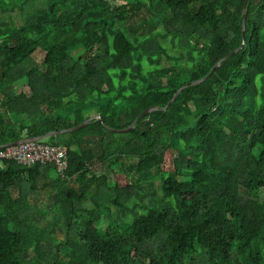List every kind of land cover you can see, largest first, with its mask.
Masks as SVG:
<instances>
[{
	"label": "trees",
	"instance_id": "16d2710c",
	"mask_svg": "<svg viewBox=\"0 0 264 264\" xmlns=\"http://www.w3.org/2000/svg\"><path fill=\"white\" fill-rule=\"evenodd\" d=\"M245 3L0 0V147L96 116L41 141L65 177L0 166V264H264V0L244 40Z\"/></svg>",
	"mask_w": 264,
	"mask_h": 264
},
{
	"label": "built area",
	"instance_id": "2783aa9c",
	"mask_svg": "<svg viewBox=\"0 0 264 264\" xmlns=\"http://www.w3.org/2000/svg\"><path fill=\"white\" fill-rule=\"evenodd\" d=\"M6 161H14L29 168L37 164H53L55 174L63 177L70 166L68 148L43 142H26L0 149V166Z\"/></svg>",
	"mask_w": 264,
	"mask_h": 264
},
{
	"label": "water",
	"instance_id": "95a60500",
	"mask_svg": "<svg viewBox=\"0 0 264 264\" xmlns=\"http://www.w3.org/2000/svg\"><path fill=\"white\" fill-rule=\"evenodd\" d=\"M249 3H250V0H246V3H245V9H244V13H243V39L245 40V26H246V17H248V6H249ZM239 50H236L235 52H233L232 54L230 55H227L225 57H223L219 63H217L213 69L210 71V73L204 78V79H201V80H197V81H194V82H190L188 83L187 85H185L184 87H182L181 89H179V91L175 94V96L173 97V99L171 100V103L170 105L173 103V101L177 98V96L186 88L190 87V86H193V85H196V84H199L201 83L202 81L210 78L213 73L215 72L216 68L222 63L224 62L225 60H227L230 56L234 55L235 53H237ZM158 108L157 107H153V108H150L148 109L147 111H145L137 120L136 122H138L139 119L145 117L146 115L148 114H151L152 112L156 111ZM96 119V116H93L91 117L88 121H86L84 124H82L81 126L79 127H75L73 129H69V130H61V131H55V132H51L49 134H47L46 136L44 137H40V138H37V139H25V140H22V141H18V142H15V143H11V144H8V145H5L4 147H0V149H3V148H7V147H10V146H13V145H19V144H22V143H26V142H41V141H44V140H47L53 136H56V135H61V134H64V133H68L70 131H78V130H81V129H84L86 128L88 125L91 124L92 121H94ZM136 123H134L131 127H129L128 129H123V130H119V129H113V131L117 132V133H127V132H130L134 129V126H135Z\"/></svg>",
	"mask_w": 264,
	"mask_h": 264
},
{
	"label": "rangeland",
	"instance_id": "374dc122",
	"mask_svg": "<svg viewBox=\"0 0 264 264\" xmlns=\"http://www.w3.org/2000/svg\"><path fill=\"white\" fill-rule=\"evenodd\" d=\"M14 18H15V21H16V24L17 25H21L22 24V21L21 19L19 18L18 16V12L15 11L11 14ZM140 17H143V14L141 11H138L137 12V15H136V19L137 20H141ZM0 19H1V12H0ZM36 56H38L39 59H41V54L37 53ZM166 65H170L172 64L171 62L168 63L167 61H165ZM16 88H17V91L19 94L21 93H29L30 92V89L28 87V82L27 81H21L19 83H17L16 85ZM110 171L109 167L107 165H101V164H96L94 166V173H97L98 175H103V174H108ZM128 180V177L125 176V175H114L113 178H112V181L113 182H116L118 184H125ZM157 184H159V182H157ZM16 197H17V194L15 193ZM40 206H43L44 208L46 209H49V208H52V205L48 204L46 205L44 202H41Z\"/></svg>",
	"mask_w": 264,
	"mask_h": 264
}]
</instances>
